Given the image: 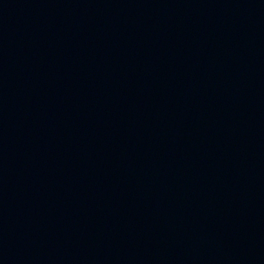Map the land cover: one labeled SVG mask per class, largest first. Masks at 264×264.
<instances>
[{"label": "water", "instance_id": "obj_1", "mask_svg": "<svg viewBox=\"0 0 264 264\" xmlns=\"http://www.w3.org/2000/svg\"><path fill=\"white\" fill-rule=\"evenodd\" d=\"M0 264H264V0H0Z\"/></svg>", "mask_w": 264, "mask_h": 264}]
</instances>
